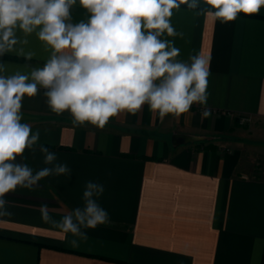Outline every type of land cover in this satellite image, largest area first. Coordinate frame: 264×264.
Returning a JSON list of instances; mask_svg holds the SVG:
<instances>
[{"label":"crops","instance_id":"0c3cea01","mask_svg":"<svg viewBox=\"0 0 264 264\" xmlns=\"http://www.w3.org/2000/svg\"><path fill=\"white\" fill-rule=\"evenodd\" d=\"M209 8L205 0L199 10L181 4L170 19L183 35L161 37L180 50L176 60L208 62L207 118L197 104L163 118L146 104L99 127L53 112L42 87L23 98L20 113L30 118L21 123L39 141L15 162L34 172L51 167L43 146L71 173L6 194L0 264H264V6L230 22ZM70 13L71 24L90 16L79 0ZM38 31L16 29L18 43L0 54V75L30 78L50 59ZM88 181L104 186L97 200L111 223L84 229L88 239L73 247L78 238L42 221L39 208L56 209L50 214L60 220L83 207Z\"/></svg>","mask_w":264,"mask_h":264},{"label":"clouds","instance_id":"9594fccd","mask_svg":"<svg viewBox=\"0 0 264 264\" xmlns=\"http://www.w3.org/2000/svg\"><path fill=\"white\" fill-rule=\"evenodd\" d=\"M77 0H0V54L18 43L16 29L31 34L53 49L42 68L31 76L0 75V217L9 216L6 194L17 187L33 189L50 175H70L67 164L57 162V155L41 146L44 167L36 172L26 164L16 163L25 149L39 141L30 124L21 123L22 100L46 89L50 109L70 112L74 121L103 127L122 111L136 114L144 105L161 118L189 113L194 104L207 109L208 62L199 55L190 62L176 60L180 50L174 42L161 39L182 36L171 24L173 9L181 4L200 9L201 0H79L90 13L88 21L71 24L70 9ZM207 14L221 22L234 21L238 14H256L264 0H205ZM27 43V41H24ZM31 59V54L27 56ZM4 71L0 65V72ZM104 186L88 181L83 192V207L66 210L60 220L51 216L44 204L41 219L51 223L67 237L73 247L87 240L84 229L111 223L109 214L97 198Z\"/></svg>","mask_w":264,"mask_h":264},{"label":"water","instance_id":"95a60500","mask_svg":"<svg viewBox=\"0 0 264 264\" xmlns=\"http://www.w3.org/2000/svg\"><path fill=\"white\" fill-rule=\"evenodd\" d=\"M21 117H22V120H25V119H29L30 116L29 115H26V114H23V113H20ZM183 139H185V137H183Z\"/></svg>","mask_w":264,"mask_h":264},{"label":"built area","instance_id":"2783aa9c","mask_svg":"<svg viewBox=\"0 0 264 264\" xmlns=\"http://www.w3.org/2000/svg\"><path fill=\"white\" fill-rule=\"evenodd\" d=\"M247 120V118H244V117H242V118H240V121H246Z\"/></svg>","mask_w":264,"mask_h":264}]
</instances>
